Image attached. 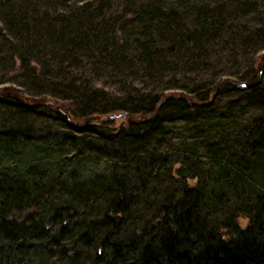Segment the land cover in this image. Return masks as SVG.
Segmentation results:
<instances>
[{
    "label": "trees",
    "instance_id": "1",
    "mask_svg": "<svg viewBox=\"0 0 264 264\" xmlns=\"http://www.w3.org/2000/svg\"><path fill=\"white\" fill-rule=\"evenodd\" d=\"M183 1L194 17L188 31L182 26L186 16L171 0H0V66L11 59L15 72L39 85L36 94L11 83L0 86V105L11 109L9 124L0 131V155L15 156L19 147L37 143L23 121L47 108L44 115L51 112L72 131L127 117L125 128L103 134L99 149L114 152L124 164L137 163L134 177L120 169L108 176L81 175L47 160L43 148L32 162L0 168V264H33L37 258H54L50 264H264V185L245 177V169L264 164V122L244 137L242 147L218 146L230 155L209 184L183 180L148 199L143 188L153 171L140 169L153 156L149 144L163 132V122L210 103L208 95L173 90L148 102L105 106L109 96L100 89L86 94V86L73 77L67 88L57 87L45 70L59 59L74 66L96 51L105 55L104 66L130 69L138 60L160 72L169 53L203 48L204 39L230 17L258 10L264 2ZM130 42L137 55H128ZM257 70L240 90L256 96L264 63ZM51 84L58 90L54 96L80 98L76 110L49 106L39 93ZM68 139L73 146L80 141L72 132ZM70 239L71 245L65 242Z\"/></svg>",
    "mask_w": 264,
    "mask_h": 264
},
{
    "label": "rangeland",
    "instance_id": "2",
    "mask_svg": "<svg viewBox=\"0 0 264 264\" xmlns=\"http://www.w3.org/2000/svg\"><path fill=\"white\" fill-rule=\"evenodd\" d=\"M171 1H177L176 5L170 6L179 7L186 16L188 23L182 25L184 31L194 27V17L189 10L191 5H183V0ZM202 44L203 48L194 47L190 53H169L166 58L169 62L160 72L151 70L138 60L130 69L104 66L107 61L103 60L105 55L96 51L89 56H81V61L74 66L59 59L45 68L51 74L49 82L57 83V87L67 88L73 77L77 83L86 86V94L100 89L99 93L109 96V102L104 101L105 106L114 101L116 104L148 102L156 93H169L173 90L203 97L208 95L210 103L200 108L188 109L185 118L174 116L172 120L163 122V132L149 144L148 149L153 156L149 155L140 169L144 173L150 168L153 171H150V177L146 176L148 184L143 188L148 199L160 197L169 185H177L183 180L193 184L200 178L209 184L212 173L218 170L217 166L222 165V158L227 161L230 155L218 150V146H228L231 149L242 147L244 137L264 122V71L256 96L251 95L249 89H239L243 87L244 81L258 72V63H264V2L258 10L230 17L213 36L204 39ZM130 46L128 55H137V45L130 42ZM12 63L11 59H7L0 66V86L11 83L21 87L26 94H36L39 85L15 72L14 66L11 67ZM52 85L55 84L43 88L44 91L39 93L46 98L49 106H63L66 112L76 110V103L80 98H63L60 94L54 96L58 90L52 89ZM10 110L0 105V131L6 127L11 117ZM45 111L47 108L40 115L35 114L23 121L32 135L30 137L37 143L19 147L20 151L15 156L1 153L0 168L7 165L19 168L23 160L32 162L31 157H39L40 152L46 149L47 152L42 156L47 155V160L51 158L59 161L67 169L75 168L81 175L98 172L108 176L115 169H120L123 174L128 171L129 177L135 176L133 170L137 163L129 160L131 164H124L113 156L114 152L99 149L103 134H114L125 128L129 121L127 117L115 118L111 123L97 121L91 125L90 130L72 131L66 126V122L55 119L51 112V116L44 115ZM64 132L67 135L72 132L80 140L76 146L71 145V139L65 140L67 135L59 137ZM89 146L96 147V150H91ZM175 168L182 169L183 174H178ZM245 170V177L250 179L248 183L258 187L264 185V164ZM138 183L141 184V181ZM139 186L136 184V188ZM246 222L247 218L244 217L243 224ZM65 242L71 245L73 239ZM53 260L54 258L47 262L46 258H37L33 264H50Z\"/></svg>",
    "mask_w": 264,
    "mask_h": 264
},
{
    "label": "water",
    "instance_id": "3",
    "mask_svg": "<svg viewBox=\"0 0 264 264\" xmlns=\"http://www.w3.org/2000/svg\"><path fill=\"white\" fill-rule=\"evenodd\" d=\"M115 115H118V114H115Z\"/></svg>",
    "mask_w": 264,
    "mask_h": 264
}]
</instances>
